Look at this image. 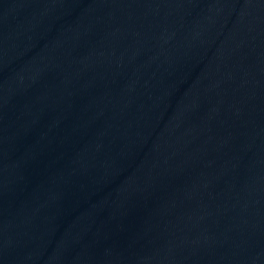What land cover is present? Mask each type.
Masks as SVG:
<instances>
[{"label": "water", "instance_id": "95a60500", "mask_svg": "<svg viewBox=\"0 0 264 264\" xmlns=\"http://www.w3.org/2000/svg\"><path fill=\"white\" fill-rule=\"evenodd\" d=\"M0 264H264V0H0Z\"/></svg>", "mask_w": 264, "mask_h": 264}]
</instances>
